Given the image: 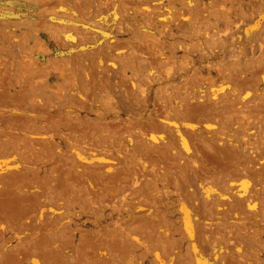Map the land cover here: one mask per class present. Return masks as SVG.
Listing matches in <instances>:
<instances>
[{
    "label": "rangeland",
    "instance_id": "obj_1",
    "mask_svg": "<svg viewBox=\"0 0 264 264\" xmlns=\"http://www.w3.org/2000/svg\"><path fill=\"white\" fill-rule=\"evenodd\" d=\"M0 264H264V0H0Z\"/></svg>",
    "mask_w": 264,
    "mask_h": 264
},
{
    "label": "bare ground",
    "instance_id": "obj_2",
    "mask_svg": "<svg viewBox=\"0 0 264 264\" xmlns=\"http://www.w3.org/2000/svg\"><path fill=\"white\" fill-rule=\"evenodd\" d=\"M16 125H18V124H16Z\"/></svg>",
    "mask_w": 264,
    "mask_h": 264
}]
</instances>
